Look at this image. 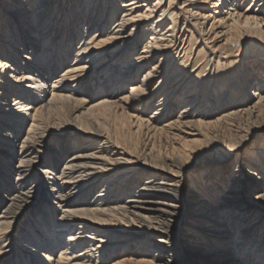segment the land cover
<instances>
[{"label":"bare ground","instance_id":"6f19581e","mask_svg":"<svg viewBox=\"0 0 264 264\" xmlns=\"http://www.w3.org/2000/svg\"><path fill=\"white\" fill-rule=\"evenodd\" d=\"M19 1L24 14L9 15L15 13L9 8L7 21L0 20V38H5L0 42H15L12 52H0V82L27 78L12 76L14 60L7 59L24 51L29 33L41 42L45 65L39 79L19 82L18 89L45 98L28 136L6 141L14 147L8 150L10 160L17 161L7 174L18 176L15 186L0 191V242L45 190L34 223L47 236V251L58 255L56 260L40 253L47 264L76 262L78 253L66 257L69 247L76 249L75 229L91 231L86 236L97 244L118 239V252L140 247L139 257L124 256L115 264H154L157 256L173 254L174 247L184 252L196 247L193 254L187 252L186 264H237L238 252L260 249L264 259V0H252L245 11H240L241 0ZM9 21L18 29H9ZM16 33L19 40L13 39ZM32 43L36 48L38 43ZM156 58L159 63L138 80ZM123 60L117 89L134 75L129 80L134 109L144 111L162 95L161 109L179 110L161 129L134 116L131 133L141 143L131 145L110 130L107 117L115 105L108 97L87 106L66 94L69 80L101 72L104 80L113 79L112 70ZM13 105L19 106L10 110L15 117L28 106L24 101ZM195 123L228 136L209 138ZM151 134L166 141L163 151L151 146ZM202 137H208L209 147L198 145ZM68 140L53 161L42 157L47 147L56 150V143ZM227 160L237 165L229 176L220 167ZM41 161L46 169L35 175ZM225 231L233 238L214 235ZM65 234L69 245L61 241ZM4 247L0 243V260Z\"/></svg>","mask_w":264,"mask_h":264},{"label":"rangeland","instance_id":"374dc122","mask_svg":"<svg viewBox=\"0 0 264 264\" xmlns=\"http://www.w3.org/2000/svg\"><path fill=\"white\" fill-rule=\"evenodd\" d=\"M18 0L17 3L13 4V2L10 3H4L2 0H0V20L7 21V17L4 15L6 14V10L9 8H13L15 13H11L9 15H13L18 13L19 16H22L21 13L24 14V12H21L20 8L22 7ZM252 0H241L240 1V11H245L247 9L248 3H251ZM32 3V2H31ZM23 5V4H22ZM25 7V3L23 5ZM244 9V10H243ZM8 13V12H7ZM28 15V14H26ZM25 15V16H26ZM9 29L11 30H17L18 28H14L15 24H11L9 21ZM31 34H26V43H23L26 47L24 48V51L17 50V55L15 56L14 53H11L7 60H10V58H13L14 65L16 68L15 72H12L13 75H17V73H20L22 76L25 75L27 78L21 79L20 81H17L16 83L11 79V83L8 81L0 82V191L4 189V186H15L16 180L15 177L18 175H13L12 173L7 174V171L10 170L9 168L11 166H14L16 164V160H10L9 158V149H13L14 147H9L6 144V141H21L22 138L28 136L30 125L32 123V118L35 115L34 112L39 109V106L42 104V100L45 98V94L42 95V97H36V95H39V92L37 94L35 93H26L22 92V90L18 89L20 86V83H25L26 81L30 84L32 83L31 80L39 79V73L42 70V67L45 65V59L41 58V42H38L36 37H29ZM89 37V34H87ZM93 33L91 34V36ZM71 39L74 41L75 46H78V38L71 33L69 35ZM67 37V35H65ZM87 37V38H88ZM5 38H0L1 41H3ZM13 39H18V33L13 35ZM22 41V40H20ZM24 41V40H23ZM0 42V52L2 50L6 52H12V46H15V42ZM38 43L37 47L33 49V43ZM14 43V44H13ZM2 46V47H1ZM34 53V54H31ZM141 52V51H140ZM129 60V59H128ZM127 60L118 61L116 63V69L112 70L111 76L113 79H106L104 80L105 76L101 72L99 75H89L83 77L81 80H69L66 83V94H73L78 99H84L87 102V106L96 104L98 101H100L104 97H108V100L115 105L114 112L110 113V115L107 117L108 124L110 127L111 132L120 140L124 141L126 145H131L133 141H140L139 135H133L131 133L130 128V122L135 120V117H138L140 119H143L145 121H149L154 127L161 129L163 127H166L169 122L177 118L178 111L176 109L172 110L171 112L168 109H161L162 107L158 106V103H160L158 100L161 99L163 96H159L157 99H155L150 106H148L144 111L136 110L133 108L130 102V96H131V87L134 82H129L134 75L127 76L129 79L126 84H124V88L117 89L121 83H119L118 80V73L120 72V65L125 63ZM159 63V59H153L152 61L148 62L147 65L142 70V73L138 74L136 76L138 80H142L144 78L145 72L151 70L153 66H156ZM259 67V66H257ZM255 67L257 70L258 68ZM19 74V75H20ZM20 82V83H19ZM38 82V81H37ZM13 88L15 87V91H10V86ZM117 85V87H116ZM126 85V86H125ZM253 86L250 83L248 89H251ZM50 88V87H49ZM104 92H100L103 91ZM32 92V90H28ZM105 93V94H103ZM163 93V92H162ZM42 94V93H41ZM14 101L17 102H23L27 103V109L24 111H18L17 117L13 116V112H16L19 110V106L13 105ZM168 104V103H167ZM30 107V108H29ZM168 107V105L166 106ZM11 109H14V111H10ZM160 109V110H158ZM83 112V111H81ZM157 112V113H156ZM7 113V114H5ZM85 113V111L83 112ZM99 114H101L99 112ZM103 115H106V113ZM111 116V117H110ZM16 119H15V118ZM111 119V120H110ZM203 122H207L208 120L205 118H200ZM57 120V118H56ZM196 124V130L198 129L201 132H204L209 138L212 137L214 134H216L220 138H225L228 136L227 132H219L215 133L216 131L210 129V127L206 126L205 124ZM8 132V133H7ZM3 136V137H2ZM206 137V138H208ZM137 138V140H136ZM147 139V137H145ZM144 138V139H145ZM151 138V139H150ZM149 139V143L151 146L153 145L154 149L156 151H163L166 146V141L162 138L160 135H154ZM205 137H202V140L206 139ZM142 139V140H144ZM145 139V142H147ZM153 141V142H152ZM207 140L202 141L199 146H207L210 143H206ZM211 142V141H210ZM142 143V144H143ZM69 140L64 141L62 144L56 143V150L55 148L47 147L44 151L41 152L42 157L46 161H53L55 158V154H57V149L60 151L61 147H64L65 145L68 146ZM212 144V143H211ZM197 145V146H198ZM209 147V146H207ZM196 148V147H195ZM9 150V151H8ZM2 153V154H1ZM208 153V152H207ZM243 153V150H242ZM221 168L223 169V172L225 175L229 176L234 169L237 168L235 160L231 161H225L223 163H220ZM47 166L45 163L41 161V163H36V168L33 170V173L35 175L39 174V171H42ZM12 168V167H11ZM200 172V171H199ZM192 188L191 185L187 186V189L190 190ZM223 188V187H222ZM43 192L42 196H39V194ZM7 193V192H6ZM6 193H4L6 195ZM39 194L36 195L35 198L39 197L38 200L34 203H32L29 211L26 213L23 212L13 221V224L11 225V231L9 236L6 235L1 240V245L5 246L4 249L7 251V253L2 257V260H0V264H47L43 259L40 258V253H49L52 255L53 259L58 260V255H53L50 252L47 251V236L42 232L41 225H37V223H34L36 220V217L41 213V207L46 201V193L45 190H41L38 192ZM6 198V197H4ZM113 200V197L110 199ZM247 200H249V195H247ZM59 216V213L56 212L55 219H57ZM81 233V234H80ZM91 231H79L75 229L74 235L78 237V240L76 241V249H73V247H69V251L66 253V257L72 258L73 256H76L78 253V258L76 259V262H70L65 260V263L69 264H76V263H82V264H115L118 260L125 257H139V251H137L140 247H135L134 249L128 251V252H118V245L119 240L118 239H106L107 243L97 244V242L93 241L86 235H90ZM71 234V233H69ZM222 239H232L233 236L230 232H220L217 234H214ZM8 236V237H7ZM68 235L65 234L61 241L64 244H68ZM67 237V238H66ZM46 241V242H45ZM69 245V244H68ZM96 246H101L100 248ZM223 247V246H221ZM115 249L117 251H115ZM150 252L152 254L154 253V250L150 249ZM261 251L263 249H260L259 251H240L238 252V256L236 257V263L237 264H264V259L261 258ZM187 252L188 254H193L196 252V247H193L189 251H183L181 248H175L173 254H166L163 255L161 258L160 256H157V258L154 260V264H186L187 260ZM230 257H232L235 253V249H232L230 251ZM154 256L151 255L149 259H153ZM94 259V261H93ZM53 261V260H52ZM53 264V263H52ZM57 264V261H56Z\"/></svg>","mask_w":264,"mask_h":264}]
</instances>
